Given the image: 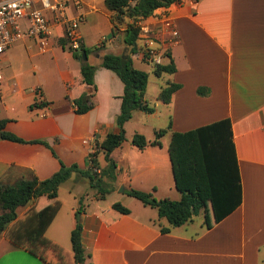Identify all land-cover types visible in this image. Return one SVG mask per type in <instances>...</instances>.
I'll use <instances>...</instances> for the list:
<instances>
[{
	"label": "crops",
	"instance_id": "1",
	"mask_svg": "<svg viewBox=\"0 0 264 264\" xmlns=\"http://www.w3.org/2000/svg\"><path fill=\"white\" fill-rule=\"evenodd\" d=\"M82 10L85 21L80 25L81 42L99 47L97 53L93 52L98 59L94 64L96 98L87 112L77 114L73 105L82 93L92 92V87L82 82L81 63L70 50L67 53L52 40L61 38V27L52 28L49 56L55 68L49 74L36 73L34 64L31 70L23 68V56L13 50L23 47L27 58H34L38 52L29 40L16 43L0 55L4 75L0 84V119L7 120L5 129L24 140L39 139L49 145L0 139V180L11 184L31 175L45 179L58 171L60 161L65 165L77 163L84 169L97 143L106 133L117 131L115 118L120 112L124 85L115 72L100 66L101 56L114 53L130 57L140 70L143 69L136 64L143 62L132 56L130 46L123 41L125 24L114 34L111 32L112 13L104 0H83ZM163 12L173 18L179 31L178 42L169 49L176 70L157 76L162 80L151 88L153 101L147 97V82L145 99L154 111L134 110L125 122L142 114L137 132L147 140H153L155 130L170 124L160 139L161 145L140 149L125 140L110 153L116 164L115 188L123 191L119 190L117 201L106 206L98 200L103 196L80 200L78 192L69 214L58 218L57 223L61 210L58 195L52 200L41 196L20 206L17 219L0 235V264H66L67 237L70 239L79 207L81 242L89 254L86 262L91 264H264V0H182L157 8L142 22L154 23L153 15ZM127 21L126 18L124 22ZM169 82L180 87L164 103L157 95ZM199 87H205L207 93L199 94ZM37 100L49 104L31 107ZM222 118L231 120L242 200L221 221L206 227L200 211L184 224L171 226L165 217L158 216L156 208L124 193L134 188L151 192L157 199H180L168 152L171 133ZM96 160L99 168L107 166L102 151ZM77 174L73 172L66 181L72 183ZM114 202L127 207L129 213L112 208ZM48 205H57L44 232L51 246L34 247L33 253L13 243L8 229ZM162 227L169 230L161 232Z\"/></svg>",
	"mask_w": 264,
	"mask_h": 264
},
{
	"label": "trees",
	"instance_id": "2",
	"mask_svg": "<svg viewBox=\"0 0 264 264\" xmlns=\"http://www.w3.org/2000/svg\"><path fill=\"white\" fill-rule=\"evenodd\" d=\"M181 0H104L105 7L112 13L111 32L114 34L119 26L125 24L123 41L135 51L134 44L140 27L137 22L151 16L160 7H168ZM128 21L125 23V19ZM65 39L60 38L62 48ZM96 48V47H95ZM88 49L81 42L79 51H72L74 58L82 60V52L88 54ZM169 59L163 64L155 65L153 74L172 73L176 70L175 64L168 53ZM100 66L110 69L117 74L123 82L120 112L115 118L116 132H108L101 142L97 143L96 150L88 154L87 167L82 169L77 163L65 165L60 161V168L45 179H38L35 175L20 178L14 183H5L0 180V235L7 229L9 223L17 219V209L29 201L45 196L47 200L55 199L59 186L64 183L73 172L86 177L91 187L96 188L100 194L107 192L104 188L103 177L115 179L116 164L110 158V153L125 140L124 124L132 117L134 110L152 113L153 106L145 99V90L148 82V72L133 66L130 57H123L114 53H104L101 56ZM96 66L88 62L80 65L82 82L92 87L90 94L82 93L73 101L74 111L82 114L93 106V96L96 91L94 72ZM180 87L179 84L169 82L161 87L157 99L168 103L172 94ZM199 94H206L205 87L197 89ZM49 102L35 101L31 107L43 108ZM6 119H0V139L20 143H41L49 147L44 140H24L13 132L5 129ZM170 129L165 128L154 131L153 140L141 133H135L131 143L142 149L147 145L160 146L161 137ZM54 156L56 153L51 148ZM99 151L104 153L107 166L99 168L96 155ZM169 158L175 188L180 192L178 200L170 198H155L151 192L134 188L125 189L124 193L138 199L144 205L154 207L159 217H165L171 226H180L192 219L200 211L204 215V224L211 227L235 210L242 200L241 177L237 163L236 151L233 143L231 120L222 118L214 122L196 127L187 131H173L168 146ZM98 168L99 173L95 171ZM81 200V199H80ZM112 208L120 213L127 214L129 209L119 202H114ZM57 210V205H48L27 215L23 220L14 223L7 234L10 240L18 246L25 247L36 253L33 248L37 246H51L44 237L46 227L51 222ZM75 212V226L70 232V243L75 264H91L86 262L89 256L81 242L82 224ZM168 227H162L161 232H167ZM56 250V246H52Z\"/></svg>",
	"mask_w": 264,
	"mask_h": 264
},
{
	"label": "built area",
	"instance_id": "3",
	"mask_svg": "<svg viewBox=\"0 0 264 264\" xmlns=\"http://www.w3.org/2000/svg\"><path fill=\"white\" fill-rule=\"evenodd\" d=\"M82 8L83 0H0V55L24 40L34 42L42 53L49 51L52 28L56 26L61 27V37L70 51H78L80 25L85 21ZM153 18L154 23L137 22L140 30L135 51L131 52L139 61L151 66L167 61L170 47L179 40V31L167 12L153 15ZM3 80L0 63V84ZM36 92L38 94L37 89Z\"/></svg>",
	"mask_w": 264,
	"mask_h": 264
},
{
	"label": "rangeland",
	"instance_id": "4",
	"mask_svg": "<svg viewBox=\"0 0 264 264\" xmlns=\"http://www.w3.org/2000/svg\"><path fill=\"white\" fill-rule=\"evenodd\" d=\"M59 39H60L59 37H57V38H53L52 37L54 45H57V46L61 47V45L59 43ZM104 40L105 39H103V41ZM86 48L89 50L88 54H87V60L86 61H83L81 59H77V60H79L80 63L88 62V63L94 65L98 61V59L96 58L94 53L98 52L99 47L93 48V47H90V46H86ZM33 49H34L35 52L36 51L38 52V55H36L34 58H27L28 57V53L26 52V50H24L23 47L18 46L13 51L15 52V54H19V55L23 56L22 60L20 61V62H22L21 64L23 65V68L25 66V68H27L28 70H31V65L34 64V65H36L35 66L36 70H34V71H36V73L49 74L50 72H52L54 70V68H55V66H54L55 64H54V60L51 59V57L49 56V52L50 51H46V52L42 53V52H40V50L38 49V47L36 45L34 46ZM62 49L65 50L67 53L69 52L70 49H69L68 44H67L66 41H65V46ZM78 51H76V52H78ZM59 61H60V64L63 65V59L60 58ZM136 65L138 67H141L143 70L149 72L147 97H148L149 101H153V98L151 97V88L155 87L156 84L161 82L162 79L158 78L157 76H155L153 74L152 71H153L154 66H151L149 64H144V63H142V64L139 63V65L138 64H136ZM164 76H166V75H164ZM93 98H94V101H95V98H96L95 94H94ZM139 114H141V113H139ZM141 115H137L129 123L125 124V126H124L125 140L130 141L132 136L135 133H137V130L140 127V118L139 117ZM142 129L145 131V133L150 134V132L147 130L146 127H143ZM99 159L101 161H103V155H100ZM96 172H98V171H96ZM85 180H87V182H85ZM80 181H82V183H81V185H78L80 183ZM103 181H104V185L103 186H104V188L107 189V192L104 193V195L100 194V192L96 188L91 187L90 184H89L88 179L84 178L80 174H77L76 179L72 183L69 182V181H65L64 183H62L59 186L58 197H57V199L61 203V210H60V213H59V215H58V217H57L55 222L56 223L58 222V220H59L58 218H61L62 216H65L66 214H69V209H70L69 207L71 206V203L74 200H76L75 196L77 195L78 192H81V193H79L81 195V198H80L81 200H83L86 197H90V196H94V197L103 196L102 198H100L98 200H101V203L104 206H106L108 203H110L112 201H117L120 198V196H121L120 193H119L120 187L118 189H116L115 188L116 185H115L114 180L109 178V177H107V176L103 177ZM5 183H7V182H5ZM73 187H75V188H73ZM129 198L131 199V197H129ZM135 200H138V199H135ZM76 216L79 217L80 216V212H77ZM56 223H54L52 225V229L54 228V230L56 229L54 227ZM52 229L50 228V230H52ZM50 230H49V234L51 232ZM52 232H55V231H52ZM67 243H68V248L69 249H68L67 253H64L65 263L66 264H72V260L73 259H72V250H71V243H70L69 237H67Z\"/></svg>",
	"mask_w": 264,
	"mask_h": 264
},
{
	"label": "water",
	"instance_id": "5",
	"mask_svg": "<svg viewBox=\"0 0 264 264\" xmlns=\"http://www.w3.org/2000/svg\"><path fill=\"white\" fill-rule=\"evenodd\" d=\"M82 60L83 61H86L87 60V55H86V53L85 52H82ZM120 191H123V188H120Z\"/></svg>",
	"mask_w": 264,
	"mask_h": 264
}]
</instances>
